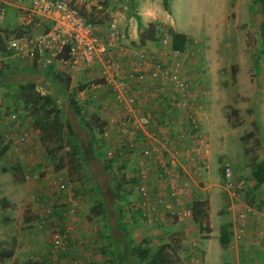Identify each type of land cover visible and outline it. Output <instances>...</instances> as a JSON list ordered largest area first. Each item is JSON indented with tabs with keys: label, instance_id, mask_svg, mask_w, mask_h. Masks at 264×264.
Instances as JSON below:
<instances>
[{
	"label": "rangeland",
	"instance_id": "374dc122",
	"mask_svg": "<svg viewBox=\"0 0 264 264\" xmlns=\"http://www.w3.org/2000/svg\"><path fill=\"white\" fill-rule=\"evenodd\" d=\"M61 1L76 8L87 21L95 25L97 30L94 29V33L99 37L106 34L107 22L113 20L107 12L112 1L124 3L116 8L122 12H125L123 7L128 6L129 2ZM151 1L150 8L156 13L155 20L151 22L156 30L155 36L159 39V35L167 34V28H171L169 22H172L177 31L186 34L189 40L187 49L193 48L192 53H186L182 64L189 81L197 84L201 91L197 109L199 108V117L206 121V130L201 131L200 143L209 149L208 157L206 155L202 161L188 160L187 155L195 142L188 134L186 112L178 110L174 114L178 124L167 123L164 126L153 123L151 132L156 133L164 144L154 145V153H176L179 164L171 174L178 181L189 182L190 186L195 183L203 186L217 182L220 187L211 188L213 201L212 207H209L213 225L216 226L217 217L215 218L214 211L216 210V215L217 209L221 215L228 213L226 204H230V190H227L223 177L225 165L230 166L235 174L239 173L241 177L250 179L251 163L264 157V30H261L264 21L260 6L253 0H229L225 23L223 26H217L206 24L203 17H198L200 11L204 13L207 9L192 8L190 3L186 7L182 3L187 2H182L178 9L170 13V0ZM9 9L16 14L17 11L18 14L20 12L15 2L7 7V12ZM133 11H136L135 7H127V13L133 14ZM200 20L202 24L199 23ZM18 23L19 20L15 17L12 22H3L0 26V140L2 145L7 146L5 155L0 157V251H4L3 256L7 253L5 251H12V256L0 259V264H84L83 260L75 263L73 254L78 252L83 243L92 245L91 248L97 251L96 255H101V243L95 242L94 233L105 229L104 218L90 214L92 207L102 202L104 208L113 205L116 207L113 209H118L126 196L134 194L132 186L134 181L140 182L138 175L143 165L147 168V176L153 169L158 181L161 175L154 161V153L151 155V163H146L150 156L141 157L142 140L137 141V136L132 137L129 132H122L118 125L112 122L116 121L111 119V116L116 117L113 114L116 107L111 100L113 96L106 86L100 84L96 87L103 76L102 64L97 61L91 68L93 72L89 78L73 82L74 86H71V78L68 76V87L60 82H57L60 85L56 82H53L55 85L49 83V75L45 78L41 74L31 75L24 63L18 57L7 53L4 48L7 36ZM142 32L144 33L143 30ZM122 46L130 48L131 45L123 39ZM54 70L60 73L63 79L68 75V69H63L66 72H61V69ZM31 83L41 95L53 97L54 106L60 111L64 124L69 123L78 137L79 146L84 151L77 149L75 170L69 166L70 155L67 146L57 151V159L61 162H53L42 145L35 146L30 156L31 152H27L29 150L24 142L37 141L39 132L33 128L34 133L28 129L23 133L14 132V125L19 127L25 123L21 118L26 116V124L31 126L30 110L23 100L25 94L31 91L27 89V85ZM92 86L95 88L89 91L91 98L80 99V89ZM56 87H59L60 91H56ZM72 98L82 107L81 116L72 111L69 105ZM98 109L105 111L108 117L102 118V114L96 113ZM233 110H236L237 114H233ZM18 121H21V124H18ZM10 123L13 129L9 126ZM107 123L112 124L107 127ZM252 123L257 128L254 130V136L249 138L247 134L253 131ZM177 133H180V136ZM129 138H132L131 141ZM131 142L134 143L132 147L129 146ZM74 145H77L76 141ZM57 164H62L63 167L57 170ZM17 165L20 170L13 171V167ZM208 176L210 180L206 179ZM22 179L23 181L18 182ZM60 183H64V188L59 187ZM259 188L261 194L255 192L253 198L247 199L253 207H256L260 199H264V183ZM250 189L249 186L243 189L234 188L233 192L244 195ZM216 190L221 192L215 193ZM71 202L75 205L76 223L71 232L67 233L69 237L65 248L60 250L55 258L49 249L51 231L56 227L65 229L63 225L68 223L71 217L63 216L62 213H65ZM25 218L30 220L26 222ZM166 218L172 222V217ZM224 218L219 216L220 220ZM85 224H88L86 229L82 226ZM80 228L87 231V235L81 234L79 239L77 232ZM194 238L199 240V233L196 232ZM81 240L82 243L79 242ZM225 253L221 259L231 261L230 251L226 250ZM240 264L251 263L243 259Z\"/></svg>",
	"mask_w": 264,
	"mask_h": 264
},
{
	"label": "crops",
	"instance_id": "0c3cea01",
	"mask_svg": "<svg viewBox=\"0 0 264 264\" xmlns=\"http://www.w3.org/2000/svg\"><path fill=\"white\" fill-rule=\"evenodd\" d=\"M126 1H129L127 3L129 7L131 8L135 7L136 11H133L134 12L133 14L132 13L129 14L126 12L128 6L123 7V9H125V12L116 9L124 5V3L122 2L120 3L116 1L115 2L112 1L113 3H111L110 6L108 5L109 8L107 12L111 14L113 20L117 23L119 27L120 35L122 37V44L124 39L131 46L130 48L123 46L128 51L127 54H122L120 53V51L112 50L110 52V55L108 56H110L111 60L114 59L116 61H119L120 64L122 65L121 79L124 84L123 93L126 97L128 95H133L136 99V103L132 107H129L125 102V99L124 101L122 99L117 100L116 99L117 96L114 94L113 91V86L108 82H106L103 76L101 77L100 83H98L96 87L100 86V84L106 86L109 92L111 93V95L113 96V99L111 98V100L116 104L115 105L116 107L113 110V114L116 115V117L111 116V119L114 120L124 119L130 116V114H134L137 116L148 114V115H152V119L154 118L153 120L155 121V123L163 124L164 126L167 123L170 125L178 124L179 123L177 121L178 119L174 115L176 114V111L175 109H173L170 101L168 100V98H170L168 93H170L172 96V91L166 92L165 97L167 99H164L165 97L163 98L162 93H160L161 95H157L156 93L152 92V89H155L157 91V89L160 88L159 86L160 82L148 78V72H150L149 70L151 69V66H153L154 61H158V59L162 57L161 49H159L160 45L158 44L159 39L155 35H153L152 39L150 40L148 39L142 41L140 40V35L144 34L142 30L145 32L148 25L153 20H155L154 18L156 16V13L150 8L152 6V1L151 0L149 1L146 0L145 2L141 0H126ZM170 1H171L170 13L175 9H178L180 3L187 2L182 4L187 7L188 4L190 3V6L192 8H198L203 10L207 9L204 13L200 11L198 17H203V20L206 24H212V25L217 24V26L219 25L223 26V24L225 23L226 10L229 8L230 5L229 0H170ZM7 14H6L7 21L5 18L4 23L12 22L15 17L18 18V11L16 14L13 12L12 9H9ZM138 22H140L141 24L140 29H138ZM199 23L202 24L201 20L199 21ZM93 26L94 29L97 30L96 26L95 25ZM169 26L173 28L175 32L184 34L186 36L185 33L177 31L172 22H169ZM105 37L106 34L104 33L103 37L101 38L105 39ZM155 39L158 40L154 41ZM141 50L142 52H145L144 60H141L140 58L135 56V53ZM97 61H99L102 64L103 60L98 59L90 65L81 63L74 69H68L67 71L68 75L64 79L68 78L70 82V78H71V83H72L71 86H74L75 84H73V82L76 83L78 81H81V78H85V79L89 78V75L92 74L93 72L92 71L93 69L91 68H93L92 66ZM22 62L27 67L28 69L27 71L31 75L41 74L42 76H44V78L49 75V79H48L49 83L52 82L53 84V82L56 83L59 82L53 76V74L55 75L58 74L54 69L48 68L43 70L37 68L35 65H32L27 61H22ZM182 65H183L182 73L184 74V76H186L187 74H185L184 71L185 70L184 64ZM101 67L103 68V65ZM61 70H62L61 72H66L63 71V69ZM68 76H70V78ZM140 76H143L144 79L138 80L137 77ZM52 79H55V81H53ZM60 83L57 84L60 85ZM53 85H55V83ZM59 87H56V91H60ZM93 88H95V86H92L90 88L80 89L78 93L79 98L80 99L86 98V100L90 99L91 95L89 94V91L93 90ZM58 94H60V92H58ZM96 113H98L99 115L102 114V118L108 117L107 113H105V111H100V109H98ZM26 118L28 120L27 116ZM26 118H21L22 120L19 119L21 121H25V123H23L19 127L14 125L15 129H13L11 123L9 124V126L12 127V129L16 134L23 133V131L27 129L28 131L31 132L35 130L32 126V123H30L31 126L28 127V124H26ZM21 121H18V124H21ZM198 121L200 124V129H199L200 139L202 140L201 131L206 130V121L201 117H199V113H198ZM106 126L108 127V123ZM153 126H154L153 123L149 125L148 131L151 132V128H153ZM36 134L38 133H35V135ZM133 134H135V132H133ZM177 134L180 136V133ZM135 136H137V141L139 139L142 140L140 142L141 144L140 150H141L143 147V143L145 142L144 136L142 135V133L141 134L136 133ZM27 142H24V144L27 145L26 147L29 150L27 152H31L30 156H32V152H33L32 150L34 149V147L41 146L40 141L38 139L37 141L28 140ZM154 152L155 149L153 153ZM152 158L153 156H150V158L146 160V163H151ZM203 158L205 159L206 156ZM203 158H201V161L203 160ZM263 159L264 157L255 160L260 161ZM193 161H199V159L198 160L195 159ZM249 173H250V179H247L246 176H244L245 178L241 177L242 175L241 174L239 175V173L236 174L234 173V176L230 180L229 186L227 185L226 182H224L226 183L225 186L227 190H230L228 191L230 204L229 205L228 203L226 204L227 206L226 209L228 210V213H222L221 215L217 209V215H216V210H215L214 211L215 218L217 217V225L215 226L213 225L212 212L210 208L209 225H208L209 231L206 232L205 230L201 231L199 228H195V226L198 227V225H196L193 222L191 215L189 216L187 211L189 209V205L194 200L208 199L209 207L210 206L212 207L213 198L210 190L214 186L220 187L217 184V182L215 183L211 182L208 185L204 184L203 186L200 185L199 183H195V185L190 186L189 182H186L184 180L178 181L175 179V183H172V181H168L169 179L165 177V175L160 176L161 179H159L158 181V179H156V176H154V169H153L152 173H150V175L147 176V179L143 181L146 184L145 186H148L150 190L149 202L146 205V207L142 206L143 198L138 193H136L138 183L134 181L135 184L134 186H132L134 187V194L131 193V195L125 197L123 201L124 205L120 204L117 207L118 209H113V207H115L113 205L107 206V208H105L106 216L103 219L105 221V229L103 228L99 232L100 234L98 232L94 233L96 236L94 238L95 242L98 241L101 243L99 247L101 255L97 256L96 255L97 251L91 248L92 245L83 244L82 240L79 241L80 243H82V245L80 249H78L77 251L80 254H82L83 257L82 259L85 262V264H121L123 257L121 256V253L115 251V248L113 246L115 244L119 245L120 244L119 242L122 239L121 238L122 235L120 234L121 229H119L118 227L119 222L117 220V218H120L121 219L120 228H124L125 230L126 235L124 239L126 242L131 241L134 243H139L144 241L151 249H155L157 246L161 244H167L170 246L171 250L176 253L177 257L179 258L180 264H223L222 261H228L221 259V256L226 254L225 253L226 250L227 251L229 250L231 253V261H228L231 264H240L241 260L243 261V259L245 261L247 260L251 264H264V199L263 200L260 199L256 207H253V205L249 204V202L247 201L248 199L247 197L253 198L252 196H254L255 192L256 193L258 192L260 194L262 193L261 189L259 188L261 185L258 186L257 188H254L256 182L251 175V167ZM163 177H165L164 180L162 179ZM209 177L210 176L206 177V179L210 180L211 178ZM173 185L175 186L173 188L175 190V195H172V191L171 193H169V187L171 188V186ZM246 186H249L251 189L246 191L244 195L243 194L240 195L239 193L235 194L233 192L234 188L243 189ZM218 192L221 191L220 190L215 191V193ZM159 200L160 201L163 200L164 202H166L167 205L166 206L162 205L163 201L158 202ZM169 206L170 208H168ZM246 206H251L253 208V212L247 213L245 218L239 220L238 215L239 213L245 210ZM112 209L115 211H113ZM143 211L146 212L145 217H142ZM166 213H170L172 215H167ZM112 215H115V217ZM166 216L172 217V222H169ZM219 216L225 218L223 220H220ZM224 224H230V227L226 229L225 232L222 234V237L225 239V241H227V246L225 248H222L219 243V240L221 234V227ZM87 225L85 224L82 226H84V228L86 229L88 227ZM240 229L245 230V235L241 239L237 240L234 238V234L237 232V230ZM196 232L199 233L200 235L199 240H196L194 238ZM77 233L79 237L78 236L76 237H78L79 239L83 234L87 235V231H85L82 228H80ZM203 234L205 236H203ZM101 238L102 240L100 241ZM218 244L220 247L218 246ZM216 247L219 250L218 249L216 250ZM73 257L72 259H74V261L76 262L77 260H75V258Z\"/></svg>",
	"mask_w": 264,
	"mask_h": 264
},
{
	"label": "built area",
	"instance_id": "2783aa9c",
	"mask_svg": "<svg viewBox=\"0 0 264 264\" xmlns=\"http://www.w3.org/2000/svg\"><path fill=\"white\" fill-rule=\"evenodd\" d=\"M15 2L17 8L20 9L18 14V26L9 34L4 42L5 51L13 56L18 57L22 61H27L35 65L39 69H74L79 64H92L94 61L101 59L103 65V77L113 86L114 94L117 100L122 99L129 107L136 103L133 95H124V84L121 79L122 65L119 61L111 60L110 52L112 50L120 51L127 54L128 51L122 46V37L119 27L114 20L106 25V37L102 39L94 33V26L74 7L61 0H0V26L3 24L7 7ZM35 18L37 21H35ZM48 25V28H46ZM41 29L39 30V28ZM161 55L158 61H154L153 66L148 72V78L160 82V88L152 89L157 95L166 92L170 93L168 100L173 109L184 110L187 114V130L195 144L187 156L188 160H200L209 154L206 145L200 143V124L198 121L197 103L201 95L200 88L197 84H192L187 76L182 73V61L187 52H191L193 48L184 50H174L172 48L171 38L167 35L159 38ZM192 53V52H191ZM135 56L141 60L145 59V52L137 51ZM143 80L144 77H137ZM164 99H167L166 97ZM154 119V118H153ZM152 115L137 116L130 114L127 118L112 121L117 124L121 131L129 132V136H135L139 133L144 136L143 147L140 150L142 158H148L153 154L154 145L164 146L162 140L154 132L148 131V126L154 123ZM112 124V123H109ZM108 124V125H109ZM135 132V134H133ZM125 134V133H124ZM132 138H129L131 141ZM147 141V143H146ZM130 143L129 146H133ZM132 149V148H131ZM191 153V154H190ZM109 154H111L109 152ZM191 155V156H190ZM154 161L161 176L167 177L172 183L175 178L172 177V170L179 164L176 153L165 151L163 154H154ZM140 182L137 185V193L143 198L142 206L146 207L149 202V188L143 182L147 179V168L142 166L139 171ZM234 176L233 169L225 165L223 177L227 185ZM64 183H60L59 187L64 188ZM175 186L169 187V193L175 195ZM163 201V200H162ZM158 201V202H162ZM166 206V202H162ZM75 205L71 202L67 207L63 216L71 217L68 223H64L65 229L60 227L53 228L50 238V253L57 258L59 251L65 248L67 239L74 224ZM170 208V206L168 207ZM253 208L246 206L245 210L238 215V219H243L247 213H252ZM187 213L191 215L188 209ZM144 215V216H143ZM142 217L146 212L143 211ZM148 218V217H147ZM245 235V230L240 229L234 234V238L239 240ZM73 258L77 260L75 263L83 260L82 254L76 252ZM85 264V262H84Z\"/></svg>",
	"mask_w": 264,
	"mask_h": 264
},
{
	"label": "trees",
	"instance_id": "16d2710c",
	"mask_svg": "<svg viewBox=\"0 0 264 264\" xmlns=\"http://www.w3.org/2000/svg\"><path fill=\"white\" fill-rule=\"evenodd\" d=\"M254 3L259 4L260 12L264 21V0H253ZM141 24L138 22V29H140ZM48 28V25L47 27ZM154 24L150 23L145 30L144 34L140 35V40H150L153 35H156V30H154ZM264 30V26L261 28ZM167 34L159 35V38L167 35L171 38L172 48L174 50H184L189 40L184 34L177 33L171 28H167ZM155 39L154 41H156ZM54 78L61 82L65 87L69 85V79H63L61 75L53 74ZM27 89H30L28 93L24 96V103L29 107V116L32 120V126L35 131L39 132V141L40 144L45 149L46 154L51 158L53 162H61L60 159H57V151L63 149V146H67L69 148L68 154L70 155L69 166L72 170H75V162L77 149L79 151H84L82 147L79 146V139L74 133L71 125L69 123L64 124L60 111L56 109L54 106V99L51 95H41L37 91H35V85L33 83L27 85ZM69 105L74 112L75 115L81 116L82 107L74 101V99H70ZM233 114H237L236 110L232 111ZM100 127L102 125L100 124ZM256 126L252 123L253 131L247 134V137L251 138L254 136V130H256ZM74 141H76L77 145H74ZM79 146V148L77 147ZM7 151V146L2 145V141L0 140V157L4 156ZM63 165H56V169H61ZM20 166L13 167V171H19ZM251 175L255 180L256 184L254 188L262 185L264 183V159L260 161L254 160L251 163ZM23 181L19 180L18 182ZM248 198V197H247ZM249 204H252L248 201ZM189 210L191 212V217L193 222L198 225L199 229L209 231V201L208 200H194L189 205ZM90 214L95 217L105 218L106 211L102 202L92 207ZM26 222L30 219L25 218ZM118 227L120 230V234L122 235V239L120 240V244L113 245L115 251L121 253L122 261L121 264H180L179 258L176 253L171 250L170 246L167 244H161L157 246L155 249H151L148 247L147 243L142 241L139 243H134L131 241H125V230L124 228H120L121 219L117 218ZM107 222V221H106ZM230 227V224H224L221 227V234L219 243L222 248L227 246V241L222 237V234L226 229ZM0 251V259L10 258L12 256V251L7 252L5 256H3ZM223 264H231L230 262H224Z\"/></svg>",
	"mask_w": 264,
	"mask_h": 264
}]
</instances>
